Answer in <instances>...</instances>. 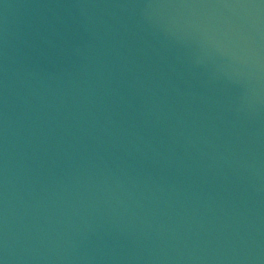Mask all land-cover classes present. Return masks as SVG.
<instances>
[{
    "label": "water",
    "instance_id": "1",
    "mask_svg": "<svg viewBox=\"0 0 264 264\" xmlns=\"http://www.w3.org/2000/svg\"><path fill=\"white\" fill-rule=\"evenodd\" d=\"M0 264H264V0H0Z\"/></svg>",
    "mask_w": 264,
    "mask_h": 264
}]
</instances>
